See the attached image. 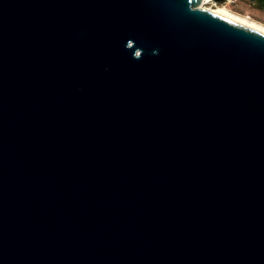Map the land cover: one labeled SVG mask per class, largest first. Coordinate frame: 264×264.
<instances>
[{
  "label": "water",
  "instance_id": "95a60500",
  "mask_svg": "<svg viewBox=\"0 0 264 264\" xmlns=\"http://www.w3.org/2000/svg\"><path fill=\"white\" fill-rule=\"evenodd\" d=\"M0 264H264V33L0 0Z\"/></svg>",
  "mask_w": 264,
  "mask_h": 264
},
{
  "label": "rangeland",
  "instance_id": "374dc122",
  "mask_svg": "<svg viewBox=\"0 0 264 264\" xmlns=\"http://www.w3.org/2000/svg\"><path fill=\"white\" fill-rule=\"evenodd\" d=\"M215 2V1H214ZM219 5H224L229 8L231 11L247 18L255 19L260 23L264 24V10L253 3L251 0H232L230 2H215ZM207 6L213 7L214 4L212 1H209Z\"/></svg>",
  "mask_w": 264,
  "mask_h": 264
},
{
  "label": "bare ground",
  "instance_id": "6f19581e",
  "mask_svg": "<svg viewBox=\"0 0 264 264\" xmlns=\"http://www.w3.org/2000/svg\"><path fill=\"white\" fill-rule=\"evenodd\" d=\"M209 1L213 2V4H214L213 7L206 5ZM195 6L200 7V8H206L210 11H213V12L220 14L224 17H227L233 21H236L238 23H241L243 25H246L248 27H251L253 29H256V30L264 33V24L263 23H260L259 21L255 20V19L243 17V16L231 11L226 6L219 5V4L215 3L213 0H195Z\"/></svg>",
  "mask_w": 264,
  "mask_h": 264
},
{
  "label": "flooded vegetation",
  "instance_id": "af4514ba",
  "mask_svg": "<svg viewBox=\"0 0 264 264\" xmlns=\"http://www.w3.org/2000/svg\"><path fill=\"white\" fill-rule=\"evenodd\" d=\"M251 1L264 10V0H251Z\"/></svg>",
  "mask_w": 264,
  "mask_h": 264
},
{
  "label": "built area",
  "instance_id": "2783aa9c",
  "mask_svg": "<svg viewBox=\"0 0 264 264\" xmlns=\"http://www.w3.org/2000/svg\"><path fill=\"white\" fill-rule=\"evenodd\" d=\"M223 1H225V2H230V1H232V0H223Z\"/></svg>",
  "mask_w": 264,
  "mask_h": 264
}]
</instances>
